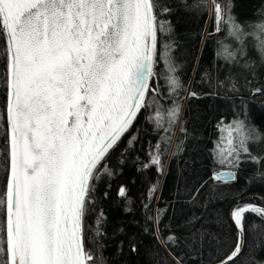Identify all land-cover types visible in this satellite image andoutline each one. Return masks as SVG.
Instances as JSON below:
<instances>
[{
	"label": "snow or ice",
	"instance_id": "obj_1",
	"mask_svg": "<svg viewBox=\"0 0 264 264\" xmlns=\"http://www.w3.org/2000/svg\"><path fill=\"white\" fill-rule=\"evenodd\" d=\"M234 7L235 0H0V264H106L99 183L116 174L113 156L119 153L118 166L125 163L141 124L157 129L165 101L175 123L174 97L186 89L172 56V17L193 10L229 38L217 39L216 71L202 77L205 95L237 105L239 114L218 125L221 135L210 152L213 166L229 170L210 172L186 197L177 190V200L192 206L178 230L164 222V210L148 219L165 250L152 264H185L181 251L202 255L212 236L203 225L212 199L199 200L202 190L210 182L239 183L248 164L247 182L264 184V131L250 111V101L264 102V0L247 25ZM201 43L207 42L201 37ZM151 147L157 151L141 166L159 165L162 173V146ZM156 191L153 185V199ZM119 195L125 197L123 188ZM90 217L96 252L89 247ZM227 221L235 240L215 264H264V203L234 200ZM130 248L136 251L134 243Z\"/></svg>",
	"mask_w": 264,
	"mask_h": 264
},
{
	"label": "trees",
	"instance_id": "obj_2",
	"mask_svg": "<svg viewBox=\"0 0 264 264\" xmlns=\"http://www.w3.org/2000/svg\"><path fill=\"white\" fill-rule=\"evenodd\" d=\"M259 5L260 0H235L233 12L238 22L247 25L253 21L254 11ZM172 22L177 41L172 56L179 66L177 75L186 91L174 97L179 103L175 123H169L168 110L173 105L165 101L160 112L162 119L159 120L157 129L153 130V125L149 123L141 124L140 141L134 148L128 149L125 163L118 166L119 153L113 156L111 165L116 174L110 180L105 178L99 183L96 207L102 209L107 217L105 225L107 235L102 238L106 264H152L153 260L163 258L165 250L154 238L153 222L148 219L149 215L156 217L158 210H164L160 213L164 222H170L174 230H178L175 229L177 221L182 224V217L192 206L185 199L177 200V190L179 189L181 196L186 197L203 181L208 180L210 172L229 170L212 165L210 152L215 144L210 140L209 123L217 115L228 111L230 106L223 99L205 95L208 84L206 79L202 78L203 73L209 70L216 71L215 54L208 46L214 37L222 33L213 31V23L207 14L200 15L195 10L179 12L172 17ZM209 32H213L211 37L208 36ZM201 37L206 44L201 43ZM240 78L243 83L242 75ZM247 91L248 88L245 89V94ZM192 92L198 95L191 97L189 94ZM253 102H257V106L254 105L250 109L254 111L252 117L259 127L264 128V108L261 107L264 102L259 99ZM181 127L187 129L186 135L182 134ZM145 132L149 134L144 135ZM153 142H158L163 149L162 173L157 171L160 166L150 164L148 169L141 166L142 162L148 160L149 152L157 151L151 147ZM121 147L123 149L127 146ZM252 169V164L244 167L240 172L239 183L224 186L219 182H210V186L202 190L199 200L212 199L203 222L204 229L210 231L212 236L202 246V255L193 253L186 256L181 251V258L185 264H196L197 261L208 264L209 260L215 264L216 256L222 255L234 242L235 235L227 221L234 200L264 203V184L247 182L252 175ZM153 185L158 188L154 194L155 199L149 194ZM121 188L126 193L125 197L119 195ZM259 190L262 196L256 194ZM104 192H107V198L103 197ZM146 204L150 207L146 208ZM218 216L220 219H216ZM88 224L89 247L96 252L98 238L95 235L92 217ZM155 236L162 239V233L159 231H156ZM130 242L135 244L136 251L131 250ZM221 244L224 247H220Z\"/></svg>",
	"mask_w": 264,
	"mask_h": 264
},
{
	"label": "rangeland",
	"instance_id": "obj_3",
	"mask_svg": "<svg viewBox=\"0 0 264 264\" xmlns=\"http://www.w3.org/2000/svg\"><path fill=\"white\" fill-rule=\"evenodd\" d=\"M227 29V26H226ZM217 39H223L225 41V43L229 42V38L227 37V30H225L220 36H216L212 39V41H210L209 43V49L212 50V52L215 54V51L217 50V48L219 47V45L216 43ZM253 102V101H252ZM251 102V103H252ZM227 105L230 106V109L228 111H225L222 115H217L216 117H214L212 119V121H210L209 123V130H210V140L215 144L216 146V142L218 140V138L220 137L221 133L218 131V125L220 124H224V126L227 125V122H230L233 118L234 112L235 114H239L238 110H237V105L233 104L231 102H227ZM252 105L257 106V102H253ZM254 111H251V114L253 115ZM228 119V120H226ZM255 120V119H254ZM255 123L257 124L256 120ZM258 125V124H257ZM261 131H264V128L259 127ZM159 167V165H157ZM257 195L262 196L260 190L256 192Z\"/></svg>",
	"mask_w": 264,
	"mask_h": 264
}]
</instances>
